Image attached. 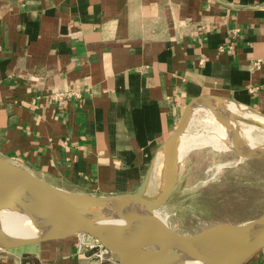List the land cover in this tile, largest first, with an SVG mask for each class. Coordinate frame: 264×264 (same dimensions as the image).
Returning <instances> with one entry per match:
<instances>
[{
	"label": "crops",
	"instance_id": "0c3cea01",
	"mask_svg": "<svg viewBox=\"0 0 264 264\" xmlns=\"http://www.w3.org/2000/svg\"><path fill=\"white\" fill-rule=\"evenodd\" d=\"M215 99L264 116V0H0V156L55 187L136 191L184 107ZM81 239L0 264H117Z\"/></svg>",
	"mask_w": 264,
	"mask_h": 264
},
{
	"label": "water",
	"instance_id": "95a60500",
	"mask_svg": "<svg viewBox=\"0 0 264 264\" xmlns=\"http://www.w3.org/2000/svg\"><path fill=\"white\" fill-rule=\"evenodd\" d=\"M214 102L219 104L223 101L215 99ZM200 103L193 100L184 107L175 129L162 146L168 184L154 198L146 195L150 172L134 192L100 196L55 187L31 170L0 156V201L15 199V203L26 212L44 218L61 231L52 236L21 242L5 238L0 232L2 249H23L69 235H84L95 239L117 264H183L179 260L184 257L220 259L241 264L264 248V213L249 220L205 225L192 232L175 231L165 224L151 221L146 215V212L154 213L172 196L176 180V145L180 136L201 133L187 129L188 119ZM209 109L212 112V108ZM236 140L250 153L246 157L264 158L263 155L252 152L244 140ZM133 201L138 204L141 220L123 228L96 225L91 217L81 212V209L96 207L124 215L128 204ZM174 254L180 259L175 258Z\"/></svg>",
	"mask_w": 264,
	"mask_h": 264
},
{
	"label": "rangeland",
	"instance_id": "374dc122",
	"mask_svg": "<svg viewBox=\"0 0 264 264\" xmlns=\"http://www.w3.org/2000/svg\"><path fill=\"white\" fill-rule=\"evenodd\" d=\"M217 105L224 112L221 116L229 128L238 130L246 141L264 145V126L254 120V113L230 101ZM238 106L243 110L236 109ZM203 108L198 105V110L192 111L187 129L206 134L193 133L181 137L180 142L192 138V143L189 148L178 149L172 196L154 211L167 227L178 232H192L218 222L249 220L264 213V158H240L232 148L220 150L213 145L216 141L206 144L204 138L212 126L203 123L202 119L206 117L211 121L212 112ZM259 117L264 120L263 116ZM164 170L167 171L164 162L155 163L147 185L148 197L161 194V182L167 180Z\"/></svg>",
	"mask_w": 264,
	"mask_h": 264
},
{
	"label": "bare ground",
	"instance_id": "6f19581e",
	"mask_svg": "<svg viewBox=\"0 0 264 264\" xmlns=\"http://www.w3.org/2000/svg\"><path fill=\"white\" fill-rule=\"evenodd\" d=\"M200 105L208 109L212 108V114H211L212 120L210 121L206 117L205 119H202L203 123H206L207 125L209 124L212 126V130L210 132H207V135H206L207 137L205 136L206 138H204L206 140V144L207 143L213 144L216 141L213 145L218 147L220 150L221 149L223 150L225 148L226 149L232 148L236 152H238L240 158H244L248 156L250 153H248L246 149L242 148V146L237 143L236 139H242L249 144L252 152L261 154L264 156V145H258V144H254V142L251 143L249 141H246L245 139L242 138L238 130L234 131V129L231 126H230L231 129L228 127L229 126V124H227L228 122H226L224 120V117L222 118L221 116L222 113L224 112H221V110H219V106L216 104V102L207 101L205 103H200ZM205 108H203V110ZM236 109L243 110V108L239 106ZM254 114H255L254 120L257 121V123H259L260 125L264 126V120L259 117L261 115L256 114V113ZM225 117L227 118L226 115ZM223 125L226 128H224ZM201 133L203 134V132ZM181 137L182 136H180V139ZM180 139L178 140L177 145H176L177 158H178V149L179 148L183 149V147L184 149L189 148V146L192 143V138H187L185 141L183 140V142H180ZM220 139L226 140V141H221ZM160 154L162 153H159L158 155L160 156ZM157 162L158 163L164 162V159L163 160L159 159V161ZM165 172L167 174V171ZM165 183H166V180L164 179V181L161 182L162 184L161 189L164 188L163 186ZM14 200H10L7 202L0 201V232L5 238H9L14 241L16 240V241L21 242L24 240L27 241V240L38 239L41 236H52L55 234H59L61 232L57 226H55L54 224H50L44 218L39 217L35 214H30L26 212L27 210L22 208V206H18ZM81 212L85 216L91 217L92 222L94 224L102 226V227H107V228L108 227L109 228H123L125 226L140 222L141 220L140 209L138 207V204L134 201L128 204L126 214L124 215H117L107 210L103 211L96 207H90V209H87V210L81 209ZM146 215L151 221H154L160 224H164L165 222V221L163 222V219L157 213L146 212ZM0 250H2L1 244H0ZM174 255H175V258L177 257L180 259L178 255L176 254ZM179 261H181L183 264H235L233 261H224L220 259L210 260V259H201V258H192V257H184L180 259Z\"/></svg>",
	"mask_w": 264,
	"mask_h": 264
},
{
	"label": "built area",
	"instance_id": "2783aa9c",
	"mask_svg": "<svg viewBox=\"0 0 264 264\" xmlns=\"http://www.w3.org/2000/svg\"><path fill=\"white\" fill-rule=\"evenodd\" d=\"M254 67L255 68H259V62H255L254 64ZM62 94H58V97H60ZM84 236V235H82ZM80 243L85 247L87 248L88 250H91V251H97L98 254H107L106 250L103 249L99 244L98 242L89 237V236H86V239H81L80 240Z\"/></svg>",
	"mask_w": 264,
	"mask_h": 264
}]
</instances>
